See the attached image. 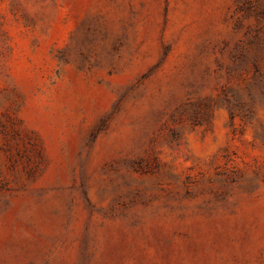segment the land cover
<instances>
[{"label":"rangeland","instance_id":"1","mask_svg":"<svg viewBox=\"0 0 264 264\" xmlns=\"http://www.w3.org/2000/svg\"><path fill=\"white\" fill-rule=\"evenodd\" d=\"M0 264H264V0H0Z\"/></svg>","mask_w":264,"mask_h":264}]
</instances>
